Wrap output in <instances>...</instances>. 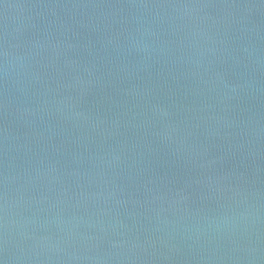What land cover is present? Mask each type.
Wrapping results in <instances>:
<instances>
[{"label":"water","instance_id":"water-1","mask_svg":"<svg viewBox=\"0 0 264 264\" xmlns=\"http://www.w3.org/2000/svg\"><path fill=\"white\" fill-rule=\"evenodd\" d=\"M0 264H264V0H0Z\"/></svg>","mask_w":264,"mask_h":264}]
</instances>
